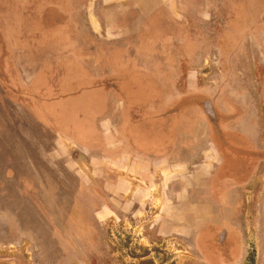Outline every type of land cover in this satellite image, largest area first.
I'll use <instances>...</instances> for the list:
<instances>
[{
  "label": "crops",
  "instance_id": "obj_1",
  "mask_svg": "<svg viewBox=\"0 0 264 264\" xmlns=\"http://www.w3.org/2000/svg\"><path fill=\"white\" fill-rule=\"evenodd\" d=\"M47 4L13 0L0 32V219L35 211L22 190L32 180L93 186L83 171L103 163L94 185L104 187L105 218L119 203L158 235L191 236L206 264L239 259L246 235L264 234V130L234 56L207 43L192 51L188 34L181 50H161L147 29L140 41H81L59 30L72 27L62 17L48 33ZM24 10H33L28 19ZM155 21L158 36L169 32Z\"/></svg>",
  "mask_w": 264,
  "mask_h": 264
},
{
  "label": "rangeland",
  "instance_id": "obj_2",
  "mask_svg": "<svg viewBox=\"0 0 264 264\" xmlns=\"http://www.w3.org/2000/svg\"><path fill=\"white\" fill-rule=\"evenodd\" d=\"M12 1L0 0V32L4 34V30L10 29L7 23L13 20L8 9ZM47 3L43 13L48 33L53 31L51 20L62 17L64 25L69 22L72 27L65 25L59 30L73 28L81 41L87 36L104 37L114 43L137 36L140 41L147 29L154 30L147 43L159 44L161 50L165 46L181 50L187 41L192 51L204 49L207 43L208 50L231 54L239 82L258 104L263 119L259 129L264 130V0H47ZM32 12L26 10L25 14L24 10L22 15L28 19ZM154 21L166 30L169 28L170 34L158 36L163 27H151ZM185 34L191 35L192 41ZM4 157L5 161L8 155ZM12 157L19 162L18 154ZM30 162L33 166L35 160ZM93 166L95 169L83 171L86 182L93 186H60L59 180L50 174L45 186H33L32 180L22 187L33 199L35 211L25 218L0 219V264H206L191 236L158 235L156 226L144 223L141 227L143 221L133 222L128 213L125 217L119 203L113 204L115 215L105 218L104 187L94 185L103 183V163L99 169ZM75 181L71 179L70 183ZM76 196L79 202L72 206L71 200ZM6 206L0 202V208ZM97 210L101 212L95 214ZM210 246L215 252L214 240ZM224 264H264V234L246 235L243 255Z\"/></svg>",
  "mask_w": 264,
  "mask_h": 264
},
{
  "label": "flooded vegetation",
  "instance_id": "obj_3",
  "mask_svg": "<svg viewBox=\"0 0 264 264\" xmlns=\"http://www.w3.org/2000/svg\"><path fill=\"white\" fill-rule=\"evenodd\" d=\"M222 238V236H219V239H221ZM212 244V243H211ZM210 244V245H211ZM210 245H208V247H210V249L212 248ZM201 252V251H200ZM212 252V251H211ZM212 253H214V252H212Z\"/></svg>",
  "mask_w": 264,
  "mask_h": 264
}]
</instances>
